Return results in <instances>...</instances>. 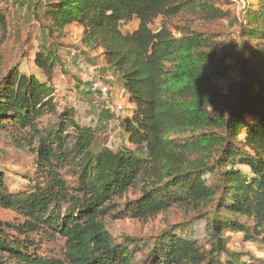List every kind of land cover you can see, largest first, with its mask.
Instances as JSON below:
<instances>
[{
	"label": "trees",
	"instance_id": "1",
	"mask_svg": "<svg viewBox=\"0 0 264 264\" xmlns=\"http://www.w3.org/2000/svg\"><path fill=\"white\" fill-rule=\"evenodd\" d=\"M39 1L45 34L33 64L45 81L2 71L0 57V141L35 164L24 190L10 191L0 173V208L16 215L0 221V264H254L229 252L224 233L264 245V0L225 9L214 0ZM225 20L247 55L237 68L217 56L220 34L208 28ZM71 27L80 49L69 47L98 53L132 106L121 125L127 146L116 152L93 151V130L58 107L52 75ZM6 30L0 8L2 40ZM138 185L117 219L194 216L150 243L117 242L104 222L109 205ZM36 236L62 238L63 259L40 255Z\"/></svg>",
	"mask_w": 264,
	"mask_h": 264
},
{
	"label": "rangeland",
	"instance_id": "2",
	"mask_svg": "<svg viewBox=\"0 0 264 264\" xmlns=\"http://www.w3.org/2000/svg\"><path fill=\"white\" fill-rule=\"evenodd\" d=\"M217 5L222 6L223 2L232 0H214ZM239 1V0H237ZM240 2V1H239ZM242 3V2H241ZM6 16L7 30L5 38L1 39L0 32V57L2 58V71L6 72L11 68H18L19 73L25 75H36L41 81L45 78L33 64V55L38 49V45L44 38L45 31H42L40 19L42 20V6L39 0H3L0 4ZM225 9V6H222ZM177 18L172 20L174 24ZM43 21V20H42ZM160 19L151 26L156 30ZM120 31L123 34L131 33L137 28L135 20L128 23H121ZM209 29L218 32L217 56L226 58V63L237 68V64H242L247 55L241 50V44L237 38V29L229 23L228 20L221 21L216 25L208 26ZM72 39L63 42L64 49H68L60 55V64L54 70L52 75V86L55 90L58 107L66 105L72 108L75 113L74 122L85 128H91L94 132L93 151H98L105 147L114 152L123 146H127L126 136L122 130V121L128 116L129 108H132L122 96L121 86L116 79L110 80L112 76L106 68H101L94 75L102 76L105 82L111 84L114 91L113 99L110 104H106L103 97L94 94L90 90L88 69L99 62L98 53H75L69 46L78 48V40L74 37L79 36V31L71 30ZM49 42V39H46ZM239 47V48H238ZM80 49V47H79ZM238 50V51H237ZM76 52V51H75ZM238 69L231 72L233 83L240 79L237 73ZM93 75V76H94ZM91 76V78L93 77ZM95 78V77H93ZM122 105V111L115 115L112 113V105ZM47 126L50 124L48 119L43 121ZM35 164L33 156L27 150H14L0 141V173H3L4 183L10 191L24 190L31 185L34 177ZM141 196V185L130 189L120 199H115L109 205L113 209L108 212L104 222L107 232L114 240L122 243L125 240H137L142 242H151L159 236L164 230L171 226L186 224L194 216V212H184L172 209L156 217L144 220H135L131 218L117 219L118 211L125 210L127 204H133ZM15 213L0 208V221L13 222ZM227 238V249L229 252L237 254L242 259L252 263L264 262V245L260 241H244L239 233H224ZM37 243L38 253L48 259L62 260L64 253V240L60 237H33ZM4 260L0 254V261Z\"/></svg>",
	"mask_w": 264,
	"mask_h": 264
},
{
	"label": "built area",
	"instance_id": "3",
	"mask_svg": "<svg viewBox=\"0 0 264 264\" xmlns=\"http://www.w3.org/2000/svg\"><path fill=\"white\" fill-rule=\"evenodd\" d=\"M75 53H78V52L72 51L71 53L72 56L76 55ZM102 67H103V62L102 60H100L99 62H97L95 65L91 66L88 69L87 73H88V78H89V86H90V90L92 93L103 97L106 101V104H110V102L113 99V94H114L111 84H109V82H105L103 78L96 77L94 75ZM91 76L95 78L93 77L91 78ZM109 79L112 80L111 78ZM111 111L113 114L118 115L122 111V105L120 104L112 105Z\"/></svg>",
	"mask_w": 264,
	"mask_h": 264
},
{
	"label": "crops",
	"instance_id": "4",
	"mask_svg": "<svg viewBox=\"0 0 264 264\" xmlns=\"http://www.w3.org/2000/svg\"><path fill=\"white\" fill-rule=\"evenodd\" d=\"M73 29H76L77 31H79V36H80L81 30H80L78 27H71V28H70V36H69V39H68V40L72 39V35H73V33H72L71 30H73ZM79 36H78V37H74V38H76V39L78 40V41H77L78 43H79ZM109 73L111 74V72H109ZM111 75H112V74H111ZM110 78H111V79H113V78L116 79L115 76H113V75H112Z\"/></svg>",
	"mask_w": 264,
	"mask_h": 264
},
{
	"label": "water",
	"instance_id": "5",
	"mask_svg": "<svg viewBox=\"0 0 264 264\" xmlns=\"http://www.w3.org/2000/svg\"><path fill=\"white\" fill-rule=\"evenodd\" d=\"M240 2H243V0H239Z\"/></svg>",
	"mask_w": 264,
	"mask_h": 264
}]
</instances>
